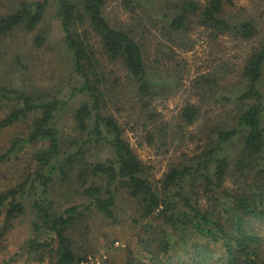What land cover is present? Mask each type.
Wrapping results in <instances>:
<instances>
[{"label":"trees","instance_id":"obj_1","mask_svg":"<svg viewBox=\"0 0 264 264\" xmlns=\"http://www.w3.org/2000/svg\"><path fill=\"white\" fill-rule=\"evenodd\" d=\"M56 1L68 55L65 89L29 87L22 55L11 58L0 79V133L17 125L26 128L0 151V168L33 147L35 167L23 181L0 191V245L26 205L34 217V237L22 248L25 261L1 264H81L95 255L77 245L78 237L87 241L88 221L96 215L115 221L118 200L124 199L134 211V243L124 264H264V91L259 89L264 42L250 49L240 82L231 89L221 87L217 70L196 75L190 85L200 102L188 101L173 124L156 110L180 85L183 64L173 48L157 41L151 58L131 23L107 20V0ZM48 3L11 1L0 13V42L17 30L35 32ZM123 3L134 6L130 0ZM232 5V0H166L162 30L173 35V44L190 50L194 26L214 38H256V20H235L226 11ZM45 43V34L37 32L33 48ZM107 63L125 74L137 116L147 121L149 144L156 140L160 148L171 147L188 135L196 142L160 179L152 177L130 146L125 125L109 112L116 81ZM69 110L74 139L60 125ZM91 149L110 156L94 162ZM56 180L71 181L81 202L61 209L46 201Z\"/></svg>","mask_w":264,"mask_h":264},{"label":"rangeland","instance_id":"obj_2","mask_svg":"<svg viewBox=\"0 0 264 264\" xmlns=\"http://www.w3.org/2000/svg\"><path fill=\"white\" fill-rule=\"evenodd\" d=\"M20 0H1L0 13L6 11L10 2ZM33 2L36 0H23ZM124 0H107L105 6V17L111 23L126 21L142 38L149 51L151 58L155 56L157 41L166 43L176 52L175 59L180 60L183 67L181 69V81L178 91L174 96H165L161 103L156 104L157 112L163 114L167 120L173 124L177 123V113L188 101L192 103L200 102V95L190 85V81L199 73L217 70L222 76L221 87L233 88L240 82V71L248 56L250 49L261 42H264V20L261 12L264 10L263 0H232V6H226V11L235 20L255 19L258 25L259 34L256 38L242 42L235 40L229 35H219L214 38L209 35V30L203 27L194 26L188 34L192 43V48L188 46H177L173 44V35L163 31L165 22L162 23L163 10L166 0H130L134 6H127ZM57 1L49 0L44 18L37 30L33 33H24L20 30L13 32L10 36L0 42V79L8 67L11 58L22 55L28 66L25 79L29 87H38L46 91L64 90L67 82L69 67L68 55L63 45V32L60 21L56 15ZM132 18H135L134 20ZM165 20V19H164ZM43 32L46 36V43L43 48L34 49L32 41L37 32ZM172 39V40H171ZM25 64V63H24ZM108 70H113V80L116 83L111 87L114 98L108 101L109 112L116 119L125 125L126 137L130 146L134 149L139 159L149 168L152 177L160 179L172 163H178L184 155H189L196 142L187 138L180 144L160 148L155 140L151 144L146 140L144 123L137 116V107L131 92L127 91L128 80L125 74L107 63ZM167 75V74H166ZM262 81L259 89L264 91V68ZM159 86V85H158ZM160 89V88H158ZM107 99V98H106ZM209 110V107H203ZM60 125L65 136L70 139L76 137L73 131L72 115L67 111L60 119ZM25 126L17 125L0 133V151L3 150L12 138L20 136L25 131ZM32 152L34 147L28 149L26 154L19 156V160L12 159L9 163L0 168V191L15 183L24 180L26 173L33 172L35 167L32 162ZM110 156L108 152L91 149L90 157L92 161H102ZM74 181V178H73ZM71 181L56 180L45 196L46 201H52L55 206L61 209L75 203H80L74 193ZM68 188L70 190H68ZM118 209L115 221H108L101 216H94L88 221L87 241L77 238V245H81L83 250L94 252L86 260H99L100 264L107 261L108 264H124L128 245L133 247L132 230L130 228V218L134 214L132 205L127 200H118ZM34 217L26 205V213L14 222L13 229L7 234L5 240L0 245V264L4 261L17 260L20 263L25 261L22 256V248L31 238L34 237L32 223ZM44 238V237H42ZM36 264V263H27Z\"/></svg>","mask_w":264,"mask_h":264},{"label":"built area","instance_id":"obj_3","mask_svg":"<svg viewBox=\"0 0 264 264\" xmlns=\"http://www.w3.org/2000/svg\"><path fill=\"white\" fill-rule=\"evenodd\" d=\"M81 264H100L99 263V260H92V259H88V260H86V261H83V262H81Z\"/></svg>","mask_w":264,"mask_h":264}]
</instances>
